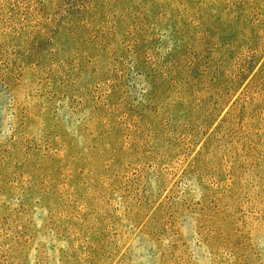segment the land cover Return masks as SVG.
I'll list each match as a JSON object with an SVG mask.
<instances>
[{"label":"rangeland","instance_id":"374dc122","mask_svg":"<svg viewBox=\"0 0 264 264\" xmlns=\"http://www.w3.org/2000/svg\"><path fill=\"white\" fill-rule=\"evenodd\" d=\"M0 264H264V0H0Z\"/></svg>","mask_w":264,"mask_h":264},{"label":"trees","instance_id":"16d2710c","mask_svg":"<svg viewBox=\"0 0 264 264\" xmlns=\"http://www.w3.org/2000/svg\"><path fill=\"white\" fill-rule=\"evenodd\" d=\"M250 71V66H247V68H245V71ZM244 75V74H243Z\"/></svg>","mask_w":264,"mask_h":264}]
</instances>
